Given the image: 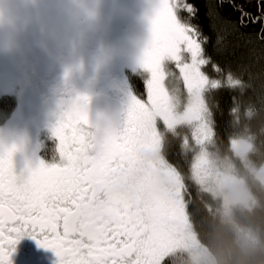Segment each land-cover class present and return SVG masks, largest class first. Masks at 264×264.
<instances>
[{
  "label": "snow or ice",
  "instance_id": "6c2138e0",
  "mask_svg": "<svg viewBox=\"0 0 264 264\" xmlns=\"http://www.w3.org/2000/svg\"><path fill=\"white\" fill-rule=\"evenodd\" d=\"M232 13L223 15V0L210 3L207 15L239 32L259 25L264 47V0H228ZM200 9L190 0H158L151 19V37L139 67L148 74L147 101L131 97L125 125L103 130L89 119V97L70 99L53 129L62 163L29 167L17 175L15 146L0 151V264L12 257L25 239L52 251L58 264H155L167 234L173 206L155 186L151 171L142 169V153L157 143L156 114L169 117L171 92L165 81L174 64L193 114L206 105V94L238 90L254 92L264 80L251 66L238 71L221 67L207 53L208 37L197 22ZM217 50L224 47L217 39ZM179 88V87H178ZM180 89V88H179ZM264 91V89H262Z\"/></svg>",
  "mask_w": 264,
  "mask_h": 264
},
{
  "label": "flooded vegetation",
  "instance_id": "af4514ba",
  "mask_svg": "<svg viewBox=\"0 0 264 264\" xmlns=\"http://www.w3.org/2000/svg\"><path fill=\"white\" fill-rule=\"evenodd\" d=\"M19 1L27 14L36 18L38 29L33 35L42 41L44 55L35 57L29 38L28 47L14 58L22 77L13 78L8 83L11 91L0 94V151L15 146L13 163L17 175L26 174L29 167L34 168L41 161L49 166L62 163L53 129L70 99L87 96L90 102L101 96L118 100L124 111L117 130L125 125L131 97L147 101L146 78L132 61L136 48L151 29L158 5V0H152L147 10L136 12L131 3L124 9L120 0ZM3 38L0 34V51ZM24 83L34 94L28 111L20 107ZM165 83L176 95V77H168ZM4 97L15 99L12 109L1 106ZM180 127L185 132L182 136L178 135ZM186 127L167 126L163 117L156 114L157 143L141 156L138 175L151 171L156 188L173 206L155 264L203 263L194 258L196 252L205 251L196 238L189 209L194 204V191L207 190L197 181L193 165L198 154L209 151L211 134L204 144L198 145ZM173 137L181 139L172 140ZM170 150L179 156L177 166L168 159ZM12 260L13 264H58L52 251L39 248L28 239L18 245Z\"/></svg>",
  "mask_w": 264,
  "mask_h": 264
},
{
  "label": "trees",
  "instance_id": "16d2710c",
  "mask_svg": "<svg viewBox=\"0 0 264 264\" xmlns=\"http://www.w3.org/2000/svg\"><path fill=\"white\" fill-rule=\"evenodd\" d=\"M190 2L200 9L197 22L201 25L203 34L208 37L207 53L221 67H229L242 76L238 70L245 66H251L257 75L264 71V47L256 43L253 48V44L249 42L257 41L259 25L244 29L243 34L225 31V24L220 20L214 21L207 15L208 5L220 0ZM256 2L257 0H251L253 7L250 10L253 13L256 11ZM223 5L220 9L223 15L232 13L228 0H223ZM232 15L235 16L234 13ZM220 36L223 37L224 47L217 50L216 42ZM243 78L246 80L247 76ZM254 84V92L238 90L237 98L233 102L230 93L226 91L216 95L206 94L205 100L211 128L209 151L221 158H232L231 143L245 139L251 145L248 159L254 167L259 168L264 165V80L257 78ZM141 93L144 95V92ZM1 106L12 109L15 99L4 97ZM184 133V128L180 127L178 135L182 136ZM178 157L177 152L170 150L168 159L175 166L179 164ZM245 181L255 204L250 209L239 205L232 206L227 216L223 214L219 196L209 190L201 193L194 191V204L189 209L190 219L197 240L213 257L215 264H264V186L252 175H248ZM249 235L258 237L260 241V245L254 250L244 247L245 239Z\"/></svg>",
  "mask_w": 264,
  "mask_h": 264
},
{
  "label": "rangeland",
  "instance_id": "374dc122",
  "mask_svg": "<svg viewBox=\"0 0 264 264\" xmlns=\"http://www.w3.org/2000/svg\"><path fill=\"white\" fill-rule=\"evenodd\" d=\"M152 0H120L126 9L128 4L136 12L147 10ZM36 18L27 14L26 9L19 0H0V30L3 38L2 49L0 51V94L11 91L9 84L15 77H22L18 65L14 58L19 52L28 47L29 38L31 46L37 59L44 55V46L38 36L33 32L38 29ZM125 31V30H124ZM33 35V36H32ZM32 36V37H31ZM151 37V29L146 33V39L136 48V56L133 58L132 65L140 69L139 62L148 45ZM169 73H175L179 82V88L176 95L171 93V114L169 117H163V122L167 126L182 125L190 129L193 139L198 145L204 144L208 135L211 133L210 119L208 109L205 105L199 113L193 114L189 98L183 92L182 81L179 80L178 71L174 64L167 65ZM141 70V69H140ZM141 74L148 78L147 73ZM172 75H169V77ZM169 81V80H168ZM170 81H173L172 79ZM171 85V82H169ZM25 95L21 102L22 110H29L34 94L29 85L24 83ZM232 158L219 157L207 153L198 154L193 165V173L196 174L197 181L204 184L207 190L219 196L222 200L223 214L228 215L230 208L235 205L250 209L255 204L249 189L246 186L245 178L252 175L255 180L264 186V165L259 168L254 167L248 155L251 150L249 141L245 139L235 140L230 145ZM205 252H196L194 258L202 260V264H215L213 257L200 245Z\"/></svg>",
  "mask_w": 264,
  "mask_h": 264
},
{
  "label": "water",
  "instance_id": "95a60500",
  "mask_svg": "<svg viewBox=\"0 0 264 264\" xmlns=\"http://www.w3.org/2000/svg\"><path fill=\"white\" fill-rule=\"evenodd\" d=\"M88 111L90 122L94 127L99 126L103 130L111 126L116 129L124 108L118 100L97 96L91 98Z\"/></svg>",
  "mask_w": 264,
  "mask_h": 264
},
{
  "label": "clouds",
  "instance_id": "9594fccd",
  "mask_svg": "<svg viewBox=\"0 0 264 264\" xmlns=\"http://www.w3.org/2000/svg\"><path fill=\"white\" fill-rule=\"evenodd\" d=\"M259 245H260V241H259L258 237H255L252 235H249L246 237L244 247L247 250H254Z\"/></svg>",
  "mask_w": 264,
  "mask_h": 264
}]
</instances>
